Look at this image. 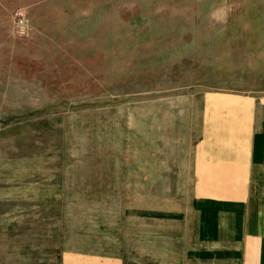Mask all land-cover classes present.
<instances>
[{
    "label": "rangeland",
    "instance_id": "1",
    "mask_svg": "<svg viewBox=\"0 0 264 264\" xmlns=\"http://www.w3.org/2000/svg\"><path fill=\"white\" fill-rule=\"evenodd\" d=\"M264 97V0H0V264H182L204 106Z\"/></svg>",
    "mask_w": 264,
    "mask_h": 264
},
{
    "label": "crops",
    "instance_id": "2",
    "mask_svg": "<svg viewBox=\"0 0 264 264\" xmlns=\"http://www.w3.org/2000/svg\"><path fill=\"white\" fill-rule=\"evenodd\" d=\"M216 100L196 131L184 264H264V97Z\"/></svg>",
    "mask_w": 264,
    "mask_h": 264
}]
</instances>
